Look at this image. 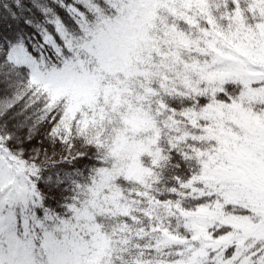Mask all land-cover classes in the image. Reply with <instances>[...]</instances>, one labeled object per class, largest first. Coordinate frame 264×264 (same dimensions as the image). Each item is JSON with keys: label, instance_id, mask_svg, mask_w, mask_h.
<instances>
[{"label": "snow or ice", "instance_id": "obj_1", "mask_svg": "<svg viewBox=\"0 0 264 264\" xmlns=\"http://www.w3.org/2000/svg\"><path fill=\"white\" fill-rule=\"evenodd\" d=\"M0 264H264V0H0Z\"/></svg>", "mask_w": 264, "mask_h": 264}]
</instances>
